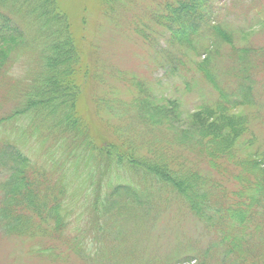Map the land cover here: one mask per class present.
I'll return each mask as SVG.
<instances>
[{
    "label": "trees",
    "instance_id": "1",
    "mask_svg": "<svg viewBox=\"0 0 264 264\" xmlns=\"http://www.w3.org/2000/svg\"><path fill=\"white\" fill-rule=\"evenodd\" d=\"M133 2L99 0L97 7L113 27L117 21L128 22L131 31H140L146 41L154 34L157 41L163 38L165 48L161 49L171 51L163 58L166 71L195 63L194 70L215 90L216 99L187 111L192 121L186 123L179 99H147L144 84L138 81L135 84L142 91L137 98L96 99L100 121L113 130L120 128L117 142L97 145L90 122L79 117L77 109L81 82L91 77L89 61L77 49L66 13L56 0H0V76L24 50L29 49L33 58V67L22 59L19 67L26 68L25 79L10 87L12 98L6 91L11 103L0 114L3 217L19 221L18 226L31 233L46 232L43 226L52 223L56 232L72 236L67 230L77 219H71L74 213L68 206L64 209L65 196L83 195L82 211L76 217L95 224L106 203L103 197L123 188L129 199L147 202L146 214L153 197L169 208L176 198L205 232L214 235L209 248L225 263L264 264V150L240 148L246 138V146L251 147L257 140L244 138L253 134L251 122L258 120L244 109L257 107L252 70L264 65V45L258 49L235 45L233 33L210 18H216L210 12L212 0H158L145 18L138 15L146 7L133 11ZM223 45L230 59L225 76L216 62ZM200 55L202 59H196ZM232 77L235 88L229 91ZM134 126L137 132L132 133ZM139 128L153 139L137 140ZM155 144L160 145L158 149L150 148ZM184 148L195 155L196 163L181 157L179 150ZM122 167L143 181L142 190L112 184L107 174ZM41 190L45 196L37 201ZM99 224L103 226L104 221ZM75 250L80 252V245Z\"/></svg>",
    "mask_w": 264,
    "mask_h": 264
},
{
    "label": "rangeland",
    "instance_id": "2",
    "mask_svg": "<svg viewBox=\"0 0 264 264\" xmlns=\"http://www.w3.org/2000/svg\"><path fill=\"white\" fill-rule=\"evenodd\" d=\"M56 1L60 9L66 13L73 40L77 49L83 52L82 59L89 61L91 77L81 82L82 89L77 101V109L79 117H84L90 122L97 145L108 140L117 142L115 138H118L120 128L117 126L113 130L100 121L95 106L96 99L104 100L110 97L116 101L118 99L129 101L137 98L140 96L139 90L142 91L135 84L138 81L144 84L143 91L147 94V99H157V101L163 99L162 102L168 99H179L183 111L181 115L185 116L186 123L192 121L187 119L189 117L186 114L187 111L196 109L203 101L216 99L215 90L202 74L194 70L195 63L174 72L166 71L168 65L163 58L168 50L161 49L165 48L164 39L159 38L160 40L157 41V34L146 41L140 31H131V24L129 26L128 22L117 21L113 27L101 16L97 7L99 0ZM133 1L132 5L135 6L133 11L146 7L145 12L138 15L139 18H145L152 10V6L158 3V0ZM204 6L207 12V5ZM210 8L211 11H209L213 16L216 14L217 19L210 18L215 19L233 33L235 45H247L255 49L264 45V0H212ZM27 38L26 41L30 42L31 36L28 33ZM4 49L8 51V48ZM27 51L24 50V54L21 57L18 55L16 60L9 61L8 68L0 76V99H4L3 102L0 100V114L9 108L11 103L6 100V91L8 90L7 94L11 96L10 93L14 90L10 87L16 83V80L25 79L26 68L19 67L20 64L23 65L22 59L28 60V65L33 67V58L30 59ZM168 52L171 53V51ZM228 53L224 45L220 46V56L216 62L217 69L222 75L230 65ZM202 57L203 55H200L196 59L201 60ZM6 72H8L7 76ZM252 72L255 81L253 105L257 107L244 110L247 114L256 116L258 120L251 122L250 130L253 134L244 138L257 140L251 147L246 146L249 143L246 138L245 146L240 148L263 151L264 125H260V122L264 120V65L257 64ZM230 79L228 89L233 91L235 80L233 77ZM232 95L233 92L230 96ZM112 121L118 123L116 119ZM118 124L122 125V123ZM131 132H137L135 126ZM136 138L141 139L142 143L153 139L148 131L140 132V128ZM159 146L155 144L150 148L158 149ZM150 148L146 147L148 151ZM179 151L183 159L196 163L193 153L185 148ZM107 178L115 186L127 184L129 187L136 186L140 190L144 188L143 181L125 167L110 170ZM44 192L38 191L37 201L42 200L45 196ZM126 192L122 188L112 195L113 192L110 191L111 194H107L109 198L103 197L106 203L99 201L100 204H104L101 205L99 214L95 216V224L92 220L87 224L83 217H76L80 216L82 211L81 203L84 201L80 198H83V195L65 196L62 200L64 209L68 206L69 211L71 209L74 213L70 216L71 219H77V222H73L67 230L71 231L72 236H69L70 233L56 232L52 228V223H49L47 227L43 226L46 232L31 233L28 228L19 227V221H11L10 216L4 218L6 201L3 200L0 188V264L230 263H225L216 251L209 248L214 235L211 232H205L201 223L193 219L181 204L178 205L176 198L171 199L173 208H169L167 205L160 204L159 197H153V205L146 214L147 202L137 203L138 200L133 197L129 199V193ZM163 195H166L164 191H162V197ZM102 220L104 224L100 227L99 223ZM64 228L67 229L66 224ZM75 231L80 233L79 236ZM69 237H76V242H71ZM77 245H80V252L75 250Z\"/></svg>",
    "mask_w": 264,
    "mask_h": 264
}]
</instances>
